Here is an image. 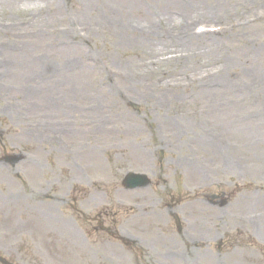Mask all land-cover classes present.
Returning a JSON list of instances; mask_svg holds the SVG:
<instances>
[{
    "label": "rangeland",
    "instance_id": "374dc122",
    "mask_svg": "<svg viewBox=\"0 0 264 264\" xmlns=\"http://www.w3.org/2000/svg\"><path fill=\"white\" fill-rule=\"evenodd\" d=\"M4 1L0 258L142 264V250L115 241L128 234L182 253L184 234L199 231L219 264H264V229L257 236L250 225L264 227V21L249 22L264 0ZM41 5L48 15L34 11ZM183 22L189 35L204 23L237 32L194 49L179 36ZM51 71L77 74L65 77L78 93L64 101L76 97L79 109L44 96ZM13 155L22 157L2 160ZM129 171L151 186L124 192ZM101 213L108 235L88 223Z\"/></svg>",
    "mask_w": 264,
    "mask_h": 264
},
{
    "label": "bare ground",
    "instance_id": "6f19581e",
    "mask_svg": "<svg viewBox=\"0 0 264 264\" xmlns=\"http://www.w3.org/2000/svg\"><path fill=\"white\" fill-rule=\"evenodd\" d=\"M3 3H9L7 1H2ZM201 40V39H200ZM199 40V41H200ZM211 40H215V39H211ZM195 42V41H194ZM186 44V43H185ZM188 47L190 48H194V49H203V48H210V47H214L216 45V43H207V44H202V45H198V46H193L191 43H187L186 44ZM39 77H42L41 75L37 74Z\"/></svg>",
    "mask_w": 264,
    "mask_h": 264
}]
</instances>
